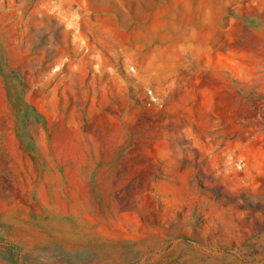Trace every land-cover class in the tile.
Masks as SVG:
<instances>
[{
    "label": "rangeland",
    "instance_id": "1",
    "mask_svg": "<svg viewBox=\"0 0 264 264\" xmlns=\"http://www.w3.org/2000/svg\"><path fill=\"white\" fill-rule=\"evenodd\" d=\"M261 139L264 0H0V264H264Z\"/></svg>",
    "mask_w": 264,
    "mask_h": 264
},
{
    "label": "crops",
    "instance_id": "2",
    "mask_svg": "<svg viewBox=\"0 0 264 264\" xmlns=\"http://www.w3.org/2000/svg\"><path fill=\"white\" fill-rule=\"evenodd\" d=\"M251 142H254L256 144L255 147H251L250 149L247 150H242V151H235L234 154L237 155L239 154L240 156H245V158L251 156L256 158L258 161V165L261 168L258 169H264V139L261 140H252ZM247 167V163L245 165ZM258 178L264 180V174L260 173L258 174Z\"/></svg>",
    "mask_w": 264,
    "mask_h": 264
}]
</instances>
